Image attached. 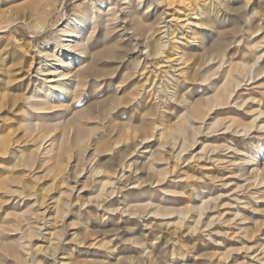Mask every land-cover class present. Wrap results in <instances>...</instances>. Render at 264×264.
I'll return each instance as SVG.
<instances>
[{"label":"rangeland","instance_id":"1","mask_svg":"<svg viewBox=\"0 0 264 264\" xmlns=\"http://www.w3.org/2000/svg\"><path fill=\"white\" fill-rule=\"evenodd\" d=\"M0 264H264V0H0Z\"/></svg>","mask_w":264,"mask_h":264},{"label":"bare ground","instance_id":"2","mask_svg":"<svg viewBox=\"0 0 264 264\" xmlns=\"http://www.w3.org/2000/svg\"><path fill=\"white\" fill-rule=\"evenodd\" d=\"M75 31L67 30L65 37L69 39L65 40L66 43H61V48H63V50L61 49V52L55 51L54 54L51 53L46 55V59H52L50 65L46 63V60L43 61L41 59L35 60L34 63H31L33 66L35 65L34 67L31 66L33 67V70L36 66H39L36 70L37 76L44 75L45 73L49 76L42 81L37 77L33 82L38 84V89H35L32 96L28 97L25 102V106H28V109H25L24 107L25 117L28 118L27 121L37 112V114H43L48 110L65 107L63 100L69 101L73 97L76 78H78L76 73L81 70H77V66L79 63L84 64L86 61L82 56V41L78 37L79 32ZM56 53H60V55L58 56ZM46 149L47 154L54 152L55 149H57L56 142L49 141Z\"/></svg>","mask_w":264,"mask_h":264}]
</instances>
